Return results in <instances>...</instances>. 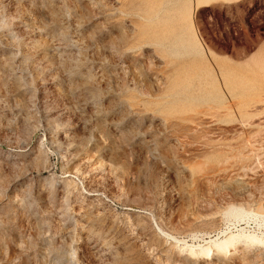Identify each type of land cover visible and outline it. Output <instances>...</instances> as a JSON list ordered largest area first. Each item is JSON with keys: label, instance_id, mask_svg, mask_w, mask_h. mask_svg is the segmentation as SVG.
Returning a JSON list of instances; mask_svg holds the SVG:
<instances>
[{"label": "rangeland", "instance_id": "obj_1", "mask_svg": "<svg viewBox=\"0 0 264 264\" xmlns=\"http://www.w3.org/2000/svg\"><path fill=\"white\" fill-rule=\"evenodd\" d=\"M0 264H264V0H0Z\"/></svg>", "mask_w": 264, "mask_h": 264}, {"label": "bare ground", "instance_id": "obj_2", "mask_svg": "<svg viewBox=\"0 0 264 264\" xmlns=\"http://www.w3.org/2000/svg\"><path fill=\"white\" fill-rule=\"evenodd\" d=\"M189 46V45H188ZM231 83V82H230ZM237 84V83H236ZM233 87V86H232ZM235 87H237V86H235ZM244 87V85H243V83L240 81L239 83H238V89H236L237 90V94H234V93H232V94H234L232 97H233V99H236V97L238 96V103H236L235 102V104L238 106V107H244V105H245V99L247 98L246 96H245V93H244V91H243V88ZM235 89V88H234ZM234 89H232V90H234ZM230 91V90H229ZM234 92V91H233ZM237 95V96H236ZM246 97V98H245ZM249 97V96H248ZM229 99V98H228ZM232 99V98H231ZM248 101V100H247ZM230 103H234V102H230ZM249 103V102H248ZM247 105V104H246ZM231 106V105H230ZM235 106V105H234ZM232 108H234L233 106H232ZM240 121V120H239ZM241 122H243V120L241 121ZM250 123V122H249ZM242 236V235H241ZM244 236V235H243ZM249 236H251V235H249ZM234 237V236H233ZM236 237V236H235ZM248 237V236H247ZM237 238V237H236ZM236 238H235V240H236ZM239 239H241L240 237H239ZM251 239H255L254 238V236H251ZM234 239H229L227 242H225V243H217L216 241V243H213V245L212 246H210V247H203V246H198V248H197V250H195V251H199V252H201L200 254H202V253H205V256H206V254L208 253V255H209V253H212L213 251H215L216 253H219L220 251H222V250H224V249H226L227 248V250H228V247H234V244L236 245V241H235ZM237 240H238V238H237ZM242 240V239H241ZM256 240V239H255ZM218 241V240H217ZM224 241V240H223ZM225 241H226V239H225ZM260 241V240H259ZM222 242V241H221ZM258 243V242H257ZM210 244V243H209ZM239 244V243H238ZM226 251V250H225ZM194 252V251H193ZM198 253V252H197ZM214 254V253H213Z\"/></svg>", "mask_w": 264, "mask_h": 264}]
</instances>
